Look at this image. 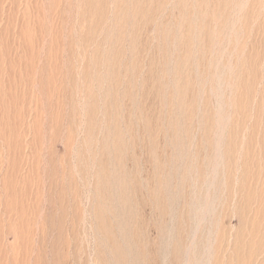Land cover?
Listing matches in <instances>:
<instances>
[{
  "label": "rangeland",
  "instance_id": "obj_1",
  "mask_svg": "<svg viewBox=\"0 0 264 264\" xmlns=\"http://www.w3.org/2000/svg\"><path fill=\"white\" fill-rule=\"evenodd\" d=\"M39 1H0V43L7 37L11 49L0 61V264H116L112 239L124 252L120 264H264V0H105L103 32L94 30L91 39L84 0H61L59 9ZM28 33L35 36L32 67L23 47ZM55 44L61 96L44 84ZM89 95L104 113L95 112L94 137L82 150ZM63 101L81 124L71 150L77 172L56 161V134L38 123ZM103 137L104 199L121 212L124 197L134 217L105 214L102 222L90 212ZM62 189L67 205L57 218ZM159 232L168 246L155 256ZM179 236L189 253L174 263Z\"/></svg>",
  "mask_w": 264,
  "mask_h": 264
},
{
  "label": "bare ground",
  "instance_id": "obj_2",
  "mask_svg": "<svg viewBox=\"0 0 264 264\" xmlns=\"http://www.w3.org/2000/svg\"><path fill=\"white\" fill-rule=\"evenodd\" d=\"M1 1V3H6V1H8V0H0ZM11 1V0H10ZM29 1V0H28ZM39 1V0H38ZM75 1V0H74ZM85 1V7H86V9H85V13H86V16H87V21H86V23H87V25L89 26V29H88V37H90V39H91V36H92V32L95 30H99V32H103V24H104V20H105V0H84ZM15 2V1H14ZM40 2V1H39ZM41 2H42V0H41ZM45 2L47 3V0H45ZM50 2H51V8H56V9H59L60 8V5H61V0H50ZM79 2V1H78ZM83 2V1H82ZM34 3H35V5H36V2H35V0H34ZM65 4H66V2H65ZM80 4V3H79ZM78 4V5H79ZM33 5V4H32ZM76 5V3L74 4V6ZM245 5V4H244ZM12 6V5H11ZM28 6V5H27ZM38 6V5H37ZM43 6H44V4H43ZM73 6V5H72ZM0 7H1V5H0ZM8 7V6H7ZM39 7H40V5H39ZM45 7V6H44ZM48 7V6H47ZM79 7H80V5H79ZM10 8V7H9ZM42 8V7H41ZM77 8H78V6H77ZM77 8H75V9H77ZM35 9V8H34ZM38 10H39V8H38ZM49 10V9H48ZM41 11V10H40ZM39 11V12H40ZM42 11H44V9L42 10ZM53 11H54V9H53ZM77 11V10H76ZM0 12H1V10H0ZM7 13L9 12V11H6ZM51 12V11H50ZM31 13V12H30ZM42 13H44V12H42ZM56 12H54V14H55ZM60 13V12H59ZM10 14V13H9ZM41 14V13H40ZM49 14V13H48ZM53 14V13H52ZM51 14V15H52ZM66 14V13H65ZM35 15V14H34ZM10 16V15H9ZM8 18V17H7ZM38 18H39V16H38ZM41 18V17H40ZM49 17H47V19H48ZM233 18V17H232ZM29 19V18H28ZM10 20V19H9ZM21 20H23V19H21ZM36 20V19H35ZM38 20V19H37ZM40 21V20H39ZM49 21V20H48ZM23 22H24V20H23ZM31 22V21H30ZM232 22V21H231ZM6 23V22H5ZM21 23H22V21H21ZM20 23V24H21ZM27 23V22H26ZM34 23H35V21H34ZM49 23V22H48ZM29 24V23H28ZM50 24V23H49ZM48 24V26H50ZM83 24V23H82ZM31 25V24H30ZM36 25H37V27H39L38 26V24L36 23ZM41 25V24H40ZM234 25V24H233ZM202 26V25H201ZM27 26H25V28H26ZM24 28V27H23ZM29 28H30V26H29ZM32 28V27H31ZM33 28H34V26H33ZM24 30V29H23ZM36 30L38 31V33H39V31H41V30H43V27H41V28H39V29H37L36 28ZM49 30H50V28H49ZM56 30V29H55ZM2 31V30H1ZM19 31H21V30H19ZM28 31H30V29H28ZM31 31H32V29H31ZM51 31V30H50ZM53 31V30H52ZM229 31V30H228ZM25 32H26V30H25ZM42 32V31H41ZM3 33V32H2ZM4 34V33H3ZM21 34H22V31H21ZM26 34V33H25ZM48 34V33H47ZM46 34V35H47ZM37 35V34H36ZM50 35V34H49ZM48 35V36H49ZM58 35V34H57ZM20 36V35H19ZM54 36V35H53ZM62 36V35H61ZM6 37V36H5ZM22 37V36H21ZM25 37H26V35H25ZM35 37V36H34ZM34 37H33V34L32 35H30L29 33H28V37L26 38V42H25V45H23V47H24V49H25V53L27 54V58H28V60L25 62L26 64H28V67H32L33 66V64H32V62L34 61V58H35V50H34V44L32 43V40H34ZM39 37H41V36H39ZM54 37H56V36H54ZM53 37V38H54ZM51 38V37H50ZM57 38H60V36L59 37H57ZM72 38V37H71ZM6 39V40H5ZM23 39V38H22ZM90 39H87V41H89ZM38 40H40L39 38H38ZM53 40V39H52ZM54 41V40H53ZM58 41H60L59 39H58ZM62 41V40H61ZM5 42V44H2V43H0V49H2V48H4L3 49V51H4V53L5 54H2V53H0V61L1 60H3V59H5L6 58V56L7 57H9V52H11L10 50V46H9V44H8V40H7V37L6 38H4V40H3V43ZM22 42V41H21ZM34 42H36V41H34ZM62 43V42H61ZM63 43H64V41H63ZM62 43V44H63ZM23 44V43H22ZM42 44H44V45H46L43 41H42ZM65 44H66V40H65ZM48 45V44H47ZM42 46V45H41ZM51 47V46H50ZM35 48H36V46H35ZM40 48V47H39ZM49 48V47H48ZM13 49V48H12ZM52 52H51V55L49 56V57H47L46 58V65L49 67V69H48V75H49V77H47V79L45 80V82H44V84H47V89H48V91H49V93L51 92H53V94H57V95H60V93L62 92V88H61V83H60V81H59V79H60V76H61V74H62V68H63V66H62V63H63V60H62V58H61V54H60V49H61V47L60 46H58V44L56 45H53L52 46ZM37 51V50H36ZM42 51V50H41ZM62 51H63V49H62ZM40 52V51H39ZM38 52V53H39ZM42 55H44V54H42ZM63 55V54H62ZM23 57V56H22ZM24 59V58H23ZM37 60V59H36ZM35 62V61H34ZM33 62V63H34ZM65 62V61H64ZM9 63V62H8ZM98 63L100 64V66H103V60L102 59H99L98 60ZM89 65V64H88ZM91 65V64H90ZM89 65V66H90ZM35 67L34 68H37L36 67V63H35V65H34ZM65 67H66V65H64ZM73 66H75V65H73ZM10 67H12V66H10ZM92 67V66H91ZM77 68V67H76ZM88 68V67H87ZM93 68V67H92ZM33 69V68H32ZM32 69L30 70V71H32ZM1 70V69H0ZM67 70V69H66ZM69 70V69H68ZM86 70V69H85ZM92 70V69H91ZM30 71H29V73H30ZM33 71H35V70H33ZM38 71V70H37ZM46 71V70H45ZM64 71H65V69H64ZM89 72V69H88V71H85V74H87ZM32 74H34V72H32ZM42 74H43V72H42ZM67 74V73H66ZM55 75V76H54ZM65 75V74H64ZM97 75V80H96V86L97 87H99L100 88V85H101V81H102V77H104V76H102V73L101 74H96ZM104 75V74H103ZM35 76V75H34ZM68 76V75H67ZM56 77H58L57 79H56ZM94 77V76H93ZM42 78H43V76H42ZM64 78V77H63ZM71 78V77H70ZM86 79V78H85ZM54 80H57V81H54ZM64 80H66V79H64ZM221 80V79H220ZM94 85H95V83H94ZM34 86V85H33ZM45 86V85H44ZM68 86V85H67ZM95 87V86H94ZM44 88V87H43ZM229 88V87H228ZM82 89V88H81ZM90 89V88H89ZM94 89V88H93ZM43 90H45V89H43ZM67 90V89H66ZM8 91V90H7ZM9 92V91H8ZM46 93H47V91H46ZM45 93V95H47ZM94 93V92H93ZM51 95V94H50ZM61 95H62V93H61ZM60 95V96H61ZM65 96H67L66 95V93H65ZM47 97V96H46ZM53 97H55V96H53ZM83 99V98H82ZM97 99V98H96ZM58 100V99H57ZM80 100V99H79ZM10 102H11V99H10ZM14 102V101H13ZM51 102H52V100H51ZM64 102V101H63ZM77 102V101H76ZM89 102H90V104H91V106H90V111L88 112V114H87V126H86V124H84L83 125V127L82 128H84L85 129V131H86V133H87V136H86V139L83 141V143H82V145H80V146H78L77 148L78 149H81L82 148V150L83 149H87L88 147H90V144H91V139H92V137H94V130H93V127H92V124H94V122L96 123L97 121H96V118H95V112H98L100 109L102 110V112L104 113V107L102 108L101 106L99 107V108H97L96 109V105H95V101H94V99H90V95H89ZM43 103V102H42ZM41 103V104H42ZM228 103V102H227ZM11 104V103H10ZM14 104V103H13ZM44 104H45V102H44ZM54 104V103H53ZM65 104V102L63 103V104H60V102H58V103H56L55 102V107H54V110H52V115H51V118H50V120L48 121L47 120V116L49 115H45L46 113H43L42 115H41V117H40V120H39V125L41 124V127L42 126H44V127H50V130H52L56 135H55V142L56 143H58L59 145L58 146H61V148H62V152L61 153H59V154H57V151H55L54 152V158L56 159V161L57 160H60V161H66L67 160V164H66V162H65V164L67 165L66 166V168L67 169H69V168H71L72 166H73V170H75L76 171V169L74 168V166H76L75 164L73 165V160H72V157H71V150H72V148H73V144H72V141H73V134L74 133H77L78 132V130H77V132L75 131L74 132V129H77L78 127L80 128V126H81V124L79 125H77V124H75V123H73L74 122V117H75V115H76V113L74 112V113H72L71 115H67V113H66V109H64V107L65 108H67L66 106L67 105H64ZM80 104V103H79ZM87 104H89V103H87ZM86 104V105H87ZM52 105V104H51ZM69 105H71V104H69ZM75 105V104H74ZM78 105V104H77ZM85 105H82V107H84ZM88 106V105H87ZM16 107H17V105H16ZM70 107V106H69ZM5 108V110H7V111H9V105H7V106H5L4 107ZM53 108V107H52ZM76 108V107H75ZM88 108V107H87ZM96 109V110H95ZM221 109V108H220ZM16 110V109H15ZM69 110V109H68ZM86 110V109H85ZM17 111V110H16ZM20 111V110H19ZM45 111H46V108H45ZM50 111H51V109H50ZM65 111V112H64ZM80 111H82V109H80ZM216 111H218V110H216ZM43 112V111H42ZM63 112V113H62ZM86 112V111H85ZM1 113H2V110H1ZM84 113V112H83ZM218 113V112H217ZM217 113H215V114H217ZM12 114V113H11ZM38 114H40V112L38 113ZM80 114H82L81 112H80ZM16 115V114H15ZM21 115H22V113H21ZM17 116H19V115H17ZM31 116V115H30ZM83 116H84V114H83ZM86 116V115H85ZM84 116V117H85ZM223 116V115H222ZM27 117H28V115H27ZM38 117V116H37ZM79 117H80V115H79ZM83 117V118H84ZM220 117V116H219ZM218 117V118H219ZM17 118V117H16ZM216 118H217V116H216ZM224 118H225V116H224ZM39 119V118H38ZM79 119V118H78ZM228 119H229V117H228ZM227 119V120H228ZM81 120V119H80ZM218 120V119H217ZM226 120V121H227ZM219 121H220V118H219V120H218V123H219ZM221 121H223V118H222V120ZM81 122V121H80ZM217 123V122H216ZM34 124V123H33ZM225 125L227 124V123H224ZM178 125H179V123H178ZM182 125V124H181ZM214 125V124H213ZM221 125H222V123H221ZM224 125V126H225ZM228 125V124H227ZM85 126H86V128H85ZM101 126V125H100ZM219 126V125H218ZM223 126V127H224ZM44 127H42V130H43V128ZM181 127V126H180ZM220 127V129H222L221 128V126H219ZM181 130H182V128H180ZM224 129H225V127H224ZM81 130V129H80ZM83 130V129H82ZM47 131V130H46ZM97 131H98V129H97ZM222 131V130H221ZM220 131V132H221ZM45 132V131H44ZM52 133V132H51ZM50 133V134H51ZM85 133V134H86ZM104 133V132H103ZM182 133V132H181ZM49 134V133H48ZM165 134V133H164ZM7 135V134H6ZM35 135H36V133H35ZM40 135H41V133H40ZM178 135V134H177ZM51 136H52V134H51ZM50 136V137H51ZM100 136V135H99ZM167 136V135H166ZM43 137H44V135H43ZM43 137H42V141H43ZM110 137V136H109ZM47 138V137H46ZM45 138V139H46ZM107 138H108V136H107ZM109 140V139H108ZM218 140H219V138H218ZM36 141H37V139H36ZM217 141V140H216ZM79 142V141H78ZM105 142H106V140H104V137L103 138H101V140H100V144H101V158H99L97 161H96V165H97V171H96V175H95V178H96V184H95V186H94V192H93V195H94V201H95V203L90 207V212H91V214L93 215V217H95L96 219H98V220H100V221H102V222H104L103 220H102V218H103V216L105 215V214H107V215H110V216H112V217H118L119 219H120V217L119 216H122L123 217V215L125 216V218H129V217H134V215H135V213L136 212H134V208H132L133 206H132V203H130V202H128V200H125V198L124 197H122L121 198V201H118L119 203H118V207L120 208V210L119 211H121V212H117V211H115L113 208H112V205L111 204H109L108 202H109V200H110V197L109 198H106V199H104L105 198V196H106V193H104V186H105V184H104V179H103V182H102V177H103V173H104V171L106 170L105 169V163H104V160L102 159V156H103V153H104V150H105ZM218 142V141H217ZM220 142V141H219ZM42 143V142H41ZM46 143H47V141H46ZM77 143V142H76ZM80 143V142H79ZM44 144V143H43ZM78 144V143H77ZM215 144V143H214ZM37 145V144H36ZM217 145H219V143L217 144ZM45 146V145H44ZM47 146H49L48 144H47ZM212 146H213V148H214V145L212 144ZM216 146V145H215ZM43 147V146H42ZM45 148H46V146H45ZM45 148H42V149H45ZM76 148V149H77ZM218 148L220 149V146H218ZM32 149V148H31ZM41 148L39 149V151L40 150H42ZM217 149V148H216ZM219 149H217V150H214L215 152L216 151H218ZM33 150V149H32ZM44 151V150H43ZM41 153H43V152H41ZM34 154V153H33ZM40 154V153H39ZM80 154H81V152H80ZM220 154V153H219ZM219 154H218V156H219ZM97 155H98V153H97ZM96 155V156H97ZM41 156V155H40ZM39 156V157H40ZM46 156V155H45ZM44 156V157H45ZM217 156V155H216ZM89 157V156H88ZM220 157H222L221 155H220ZM47 158V157H46ZM45 158H43V160H44ZM37 160V159H36ZM41 160V159H40ZM46 160V159H45ZM80 160L82 161V162H87V158H84V157H81L80 156ZM217 160V159H216ZM90 161V160H89ZM39 162V161H38ZM44 162V161H43ZM95 162V161H94ZM46 163H47V161H46ZM46 163H44V164H46ZM39 164H40V162H39ZM52 164H53V161H52ZM56 164V163H55ZM59 164V163H58ZM61 164V163H60ZM63 164V163H62ZM35 165V164H34ZM47 165H48V163H47ZM80 165V164H79ZM90 165V164H89ZM88 165V166H89ZM40 166V165H39ZM38 166V167H39ZM44 166V165H43ZM50 166V165H49ZM92 166V165H91ZM94 166V165H93ZM59 167V166H58ZM64 167V166H63ZM84 167H85V165H84ZM187 168V167H186ZM189 168V167H188ZM206 168V167H205ZM39 169V168H38ZM59 169V168H58ZM78 169V168H77ZM190 169V168H189ZM54 170V169H53ZM2 171V170H1ZM128 171V170H127ZM187 171V170H186ZM57 172V173H56ZM64 172V171H63ZM77 172V171H76ZM205 172H206V170H205ZM215 172H216V170H215ZM55 173L58 175V174H60L58 171H55ZM188 173H189V170H188ZM65 174V173H64ZM76 174V173H75ZM123 174V173H122ZM51 175V174H50ZM77 175V174H76ZM177 175H178V172H177ZM53 175H51V177H52ZM79 176V175H78ZM205 176H207L206 174H205ZM58 177H60L61 179H62V174H60V176H58ZM29 178V177H28ZM56 178V177H55ZM59 178V179H60ZM63 178H64V175H63ZM72 178V177H71ZM177 178H178V176H177ZM57 179V178H56ZM70 179V178H69ZM77 179H78V177H77ZM65 180V179H64ZM79 180V179H78ZM78 180H77V183H78ZM32 181V180H31ZM40 181H41V178H40ZM56 181V184H53V186H55V188H57L58 187V185H59V182H61V181H59L58 179L57 180H55ZM45 182V181H44ZM44 182H41V183H44ZM63 182V181H62ZM167 182H168V180H167ZM68 183H69V181H68ZM176 183H177V181H176ZM263 183V182H262ZM36 184V183H35ZM64 184H65V182H64ZM5 185V184H4ZM66 185V184H65ZM37 186V185H36ZM156 186V185H155ZM32 187V186H31ZM66 187V186H65ZM261 187V186H260ZM69 188V187H68ZM31 189V188H30ZM158 190V189H157ZM27 191H29L28 189H27ZM59 191V190H58ZM132 191V190H131ZM55 192V191H54ZM67 192V191H66ZM30 193V192H29ZM63 189L59 192V194H58V197H57V202H56V204L58 203V205L56 206L57 207V209H55V210H53V217L54 216H56L57 218H63L62 216L64 215V212H65V205H67V204H65V202H64V198H63ZM68 193V192H67ZM109 193V192H108ZM12 194H13V192H12ZM36 194V193H35ZM40 195V194H39ZM46 196V194H43V196ZM54 195V194H53ZM126 195V194H125ZM160 194H158V196H159ZM45 196L44 197H42V199H44L45 198ZM161 196V195H160ZM163 196V195H162ZM54 198V197H53ZM163 198V197H162ZM30 199V198H29ZM70 199V198H69ZM68 199V200H69ZM168 199V198H167ZM39 201H41L40 199H38ZM38 200H36L35 201V204L36 205H38L39 204V201ZM215 200V199H214ZM43 201H45V199L43 200ZM42 201V202H43ZM163 201V200H162ZM179 201V200H178ZM23 202V201H22ZM33 202V201H32ZM206 202V201H205ZM214 202V201H213ZM216 202V201H215ZM29 203V202H28ZM44 203V202H43ZM42 203V204H43ZM46 203V202H45ZM70 203V202H69ZM176 203H177V201H176ZM179 203V202H178ZM168 205H169V203H167ZM212 205H214L213 203H211ZM44 205V204H43ZM69 205V204H68ZM211 205V206H212ZM29 206V205H28ZM189 206V205H188ZM10 207V206H9ZM45 207V206H44ZM86 207V206H85ZM192 207H194V206H192ZM210 207V206H209ZM27 208V207H26ZM177 208H178V206H177ZM197 208V207H196ZM210 208H212V207H210ZM42 208H40V210H41ZM68 209H69V206H68ZM186 209H187V207H186ZM189 209H190V206H189ZM168 210V209H167ZM167 210H166V212H167ZM197 210V209H196ZM199 210V209H198ZM210 210H212V209H210ZM26 211V210H25ZM43 212H44V210H42ZM42 211H40V212H42ZM206 211V210H205ZM215 211V210H214ZM39 212V213H40ZM70 212V211H69ZM174 212H175V210H174ZM197 212H199V211H197ZM185 213V212H184ZM21 214V216H24V213L23 212H21L20 213ZM31 213H29V215H30ZM208 214V213H207ZM42 215H43V213H42ZM194 215V214H193ZM213 215V214H212ZM40 216V215H39ZM46 216L48 217V218H52L51 216H52V213H46ZM70 216V215H69ZM42 217V216H41ZM41 217H39L37 220L39 221V219H41ZM170 217V216H169ZM182 217V216H181ZM180 217V218H181ZM205 217V216H204ZM213 217V216H212ZM211 217V218H212ZM69 218V217H68ZM67 218V219H68ZM210 218V219H211ZM171 219V218H170ZM173 219V218H172ZM181 219H183V218H181ZM188 219V218H187ZM121 220V219H120ZM212 220V219H211ZM176 221V220H175ZM31 222V221H30ZM209 222H210V220H209ZM217 222V221H216ZM37 223V222H36ZM39 224V223H38ZM170 224H172L171 223V221H170ZM174 224V223H173ZM203 224V223H202ZM219 224V223H218ZM199 226V225H198ZM213 226V225H212ZM221 226V225H220ZM55 227H56V225H55ZM60 227V226H59ZM159 227V231L162 229V227H161V225H157V228ZM61 228V227H60ZM205 228V227H204ZM209 227L207 226V229H208ZM220 228V227H219ZM21 229V228H20ZM189 229V228H188ZM198 229H199V227H198ZM206 229V230H207ZM212 229V228H211ZM110 230V231H109ZM107 232H109L110 234H113L112 232L113 231H111V229H109ZM178 230V229H177ZM192 230V229H191ZM194 230H195V228H194ZM184 231V230H183ZM193 231V230H192ZM197 231H199V230H196V232ZM201 231V230H200ZM63 232V231H62ZM169 232H170V230H169ZM190 232V231H189ZM195 232V233H196ZM204 232V231H203ZM64 233V232H63ZM121 233H124V230H122L121 231ZM168 233V232H167ZM194 233V232H193ZM195 233H194V235H195ZM202 233V232H201ZM205 233V232H204ZM209 233V232H208ZM211 233H213V232H211ZM222 233H223V231H222ZM202 235V234H201ZM214 235V234H213ZM217 235H219V234H217ZM65 236V235H64ZM63 236V237H64ZM169 236V235H168ZM206 236V235H205ZM210 236H211V234H210ZM227 236V235H226ZM171 237V236H170ZM214 237H215V235H214ZM115 238V237H114ZM208 238H210V237H208ZM208 238H207V240H208ZM166 240V243H161L163 240ZM169 239V238H168ZM195 239H196V237L195 236H193V237H191V242H190V245L193 243V241H195ZM201 239V238H200ZM210 239H212V237L210 238ZM171 240V239H170ZM188 240V239H187ZM184 241V238H182V237H177V239L175 238L174 239V249H173V256H172V259H173V262L174 263H181L182 261H183V259L186 257L185 256V254H186V252H185V250L187 251V249H186V243L185 242H183ZM205 242V241H204ZM208 242H209V240H208ZM207 242V243H208ZM214 242V241H213ZM212 242V243H213ZM111 243V246L109 247L110 248V250H111V253H112V256H113V260H115V262L114 263H116V264H120V262H123L124 261V258H125V256H124V252H123V250H122V248H121V246H119L117 243H116V241L115 240H113L112 239V241L110 242ZM154 244H155V242H153ZM184 243V244H183ZM195 243H193V245H194ZM203 244V243H202ZM206 245H209V244H206ZM210 245H211V243H210ZM213 245V244H212ZM168 246V243H167V234H162L161 232H159V241H158V244L156 243V248H155V252H154V255L156 256L157 254H160L161 252H162V249L164 248V247H167ZM200 246V245H199ZM203 246V245H202ZM205 248H207V247H205ZM211 248V247H210ZM145 249V248H144ZM194 249V248H193ZM203 249V248H202ZM196 250V249H195ZM204 251V250H203ZM188 252V251H187ZM196 251H194V253H195ZM199 252H200V250H199ZM207 252V251H206ZM107 253V252H106ZM189 253V252H188ZM187 253V255H189ZM203 253V252H202ZM208 253H211V252H208ZM135 254H136V252H135ZM149 254H151V253H149ZM192 254H193V251H192ZM207 253H205L204 254V256L206 255ZM203 255V254H202ZM192 256V255H191ZM151 257V256H150ZM168 257H169V255H168ZM199 257V256H198ZM205 257H207V255L205 256ZM210 257V256H209ZM45 258V257H44ZM165 258V257H164ZM189 258V257H188ZM72 259V258H71ZM95 259H96V257H95ZM168 259V258H167ZM187 259V258H186ZM197 259V258H196ZM199 259V258H198ZM105 260V259H104ZM104 260H103V262H104ZM164 260H166V259H164ZM201 260H202V258H201ZM200 260V261H201ZM39 261H40V259H39ZM191 261V260H190ZM198 261V260H197ZM199 261V262H200ZM205 262H206V260H204ZM203 261V262H204ZM13 262V261H12ZM194 262H195V260H194ZM202 262V263H203ZM14 263V262H13ZM50 263V262H49ZM167 263H168V260H167ZM201 263V264H202ZM100 264H103V263H100ZM189 264V263H188ZM195 264V263H194ZM196 264H198V263H196ZM200 264V263H199ZM224 264V263H223Z\"/></svg>",
  "mask_w": 264,
  "mask_h": 264
}]
</instances>
